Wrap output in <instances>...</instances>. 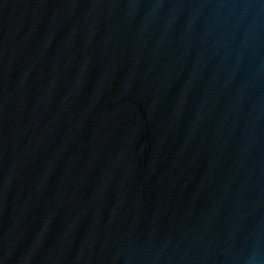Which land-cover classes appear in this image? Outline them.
<instances>
[{"label":"water","instance_id":"95a60500","mask_svg":"<svg viewBox=\"0 0 264 264\" xmlns=\"http://www.w3.org/2000/svg\"><path fill=\"white\" fill-rule=\"evenodd\" d=\"M0 264H264V0H0Z\"/></svg>","mask_w":264,"mask_h":264}]
</instances>
